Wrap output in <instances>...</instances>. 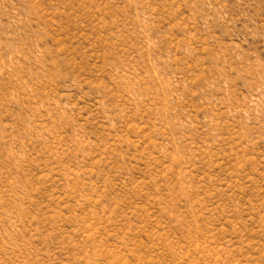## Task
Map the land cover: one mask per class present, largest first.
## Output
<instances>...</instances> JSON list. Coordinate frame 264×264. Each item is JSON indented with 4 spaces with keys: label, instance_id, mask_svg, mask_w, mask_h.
<instances>
[{
    "label": "rangeland",
    "instance_id": "rangeland-1",
    "mask_svg": "<svg viewBox=\"0 0 264 264\" xmlns=\"http://www.w3.org/2000/svg\"><path fill=\"white\" fill-rule=\"evenodd\" d=\"M0 264H264V0H0Z\"/></svg>",
    "mask_w": 264,
    "mask_h": 264
}]
</instances>
